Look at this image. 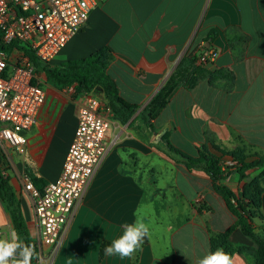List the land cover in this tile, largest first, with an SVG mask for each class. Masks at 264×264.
I'll return each mask as SVG.
<instances>
[{
	"label": "crops",
	"instance_id": "obj_1",
	"mask_svg": "<svg viewBox=\"0 0 264 264\" xmlns=\"http://www.w3.org/2000/svg\"><path fill=\"white\" fill-rule=\"evenodd\" d=\"M103 48L110 50L108 74L121 97L139 109L126 124L112 111L107 115L104 158L57 254L48 262L50 248L45 247L38 264H197L212 251V241L219 242L230 229L235 264H257L256 243L236 225L215 181L202 167L190 168L169 152L164 136L192 158H219L226 172L221 184L238 198L257 181L261 200L254 225L264 240V169L248 170L241 179L237 166H227L231 161L237 165L228 155L233 153L243 154L246 162L264 159V0H106L51 66L85 59ZM204 49L218 56L199 65L192 54ZM184 62L197 81L175 92L152 121V131L141 112ZM41 70L37 68L47 102L19 157L27 174L44 187L62 171L78 124L79 96L63 107ZM69 116L71 124L64 127ZM14 178L11 185L25 221L36 232L31 198ZM137 217L150 226V236L134 256L102 255L122 226ZM8 222L0 203V225Z\"/></svg>",
	"mask_w": 264,
	"mask_h": 264
},
{
	"label": "built area",
	"instance_id": "obj_2",
	"mask_svg": "<svg viewBox=\"0 0 264 264\" xmlns=\"http://www.w3.org/2000/svg\"><path fill=\"white\" fill-rule=\"evenodd\" d=\"M105 1L45 0L41 4L37 0H0L1 42L5 47L26 45L39 62L51 65L85 26L91 12ZM192 55L196 63L205 65L218 53L204 49ZM47 98L26 51L20 47L0 50V145L20 150ZM77 101L78 124L59 177L39 189L27 173L18 175V182L31 198L39 243L50 248L52 258L107 150L110 108L94 93L81 94ZM227 166L232 168L236 163L231 161ZM7 225H0V235Z\"/></svg>",
	"mask_w": 264,
	"mask_h": 264
},
{
	"label": "trees",
	"instance_id": "obj_3",
	"mask_svg": "<svg viewBox=\"0 0 264 264\" xmlns=\"http://www.w3.org/2000/svg\"><path fill=\"white\" fill-rule=\"evenodd\" d=\"M15 47L24 49L26 55L36 68H41L44 71L48 85L60 90L75 86V96L91 94L94 93L96 88H101L105 98L104 103L113 112L114 118L122 124L128 123L137 113L139 107L128 103L121 97L117 84L108 74L111 61L110 50L108 48L100 49L85 59L70 60L53 67L39 62L30 50L25 49L20 44L14 43L11 47H5L0 39V50L6 49L9 51ZM189 70L190 68L185 67V62L182 63L158 94L141 112V117L144 119L145 124L152 131H155L152 121L168 105L175 92L182 86L191 87L197 81L194 75H188ZM164 138L166 139V148L169 152L180 156L190 168L202 167L212 177L216 183V191L225 199L230 211L236 216V225L241 228L248 238L256 243L257 264H264V240L256 232L254 225V219L258 218L255 208L260 204L261 200L260 192L256 186L257 181L255 180L250 184L249 190L244 193V198H238L234 192L221 184L226 177V172L222 170L219 158L206 154H201L200 158H192L172 146L167 136H164ZM228 155L237 162L236 169L241 179L245 178L248 170L264 169L263 158H259L253 162H246V157L243 154L233 153ZM3 164L0 163V203L6 210L5 212L10 216L14 231L19 234L21 240L27 245L34 246L36 255L33 257L31 264H37L40 258L38 244L28 228L21 202L14 192L10 177L6 174V170L2 168ZM28 175L32 178L37 188L43 189L39 185V180L34 175ZM262 176H264V171ZM251 189L253 191L252 195L249 192ZM232 230L230 229L224 233L219 242L212 241V251H215L217 248H223L231 255L234 253L233 246L229 240Z\"/></svg>",
	"mask_w": 264,
	"mask_h": 264
},
{
	"label": "clouds",
	"instance_id": "obj_4",
	"mask_svg": "<svg viewBox=\"0 0 264 264\" xmlns=\"http://www.w3.org/2000/svg\"><path fill=\"white\" fill-rule=\"evenodd\" d=\"M122 227V233L111 238L110 244L103 249L105 256L130 259L150 236V226L140 217ZM35 255L34 246L25 244L15 231L10 239H0V264H31ZM197 264H235V259L223 248H217L205 254Z\"/></svg>",
	"mask_w": 264,
	"mask_h": 264
},
{
	"label": "rangeland",
	"instance_id": "obj_5",
	"mask_svg": "<svg viewBox=\"0 0 264 264\" xmlns=\"http://www.w3.org/2000/svg\"><path fill=\"white\" fill-rule=\"evenodd\" d=\"M22 46L25 47L26 45H22ZM41 73H42V76H44V78H45V74L42 70H41ZM51 88H52L51 94L54 96L56 101H58V103L61 104L63 107L69 103H73V101H76L75 100L76 88H73L72 90L70 88H65V89H61V90L53 88V87H51ZM94 94L96 96H98L100 99H102L103 101L105 100L101 88H99V87L96 88L94 90ZM68 119L69 120L65 119L64 127H67V126L69 127V125L71 124L70 123L71 122V116H69ZM23 146H22V148H23ZM13 154H16V158H15L16 160H14L12 158ZM21 155H22V153L20 152L19 149H10L9 147H5L3 145H0V163H4L2 165V168L6 170V174L8 175V177H13V178L15 177L14 179L17 182V188L23 192L24 190L22 189L20 183L18 182V176L16 175L15 172L18 171L19 174L22 172L27 173V172H29V170H28L26 164L23 162L22 158L19 157ZM4 211H6V210L4 209ZM9 221L10 222H8V225L6 226L4 233L2 235H0V239H10L11 238V234L14 231V228H13V224L11 222L10 216H9ZM32 236H33L34 240L37 242L38 247H39V251H40L39 252L40 258L37 261V264H38L41 257H43L45 254V247H43L39 243L36 232H33ZM48 253H49L48 262H50L52 260V257L50 256L51 255L50 251Z\"/></svg>",
	"mask_w": 264,
	"mask_h": 264
}]
</instances>
